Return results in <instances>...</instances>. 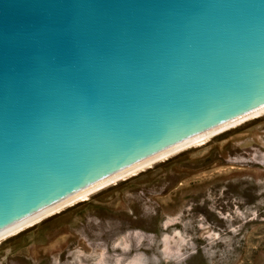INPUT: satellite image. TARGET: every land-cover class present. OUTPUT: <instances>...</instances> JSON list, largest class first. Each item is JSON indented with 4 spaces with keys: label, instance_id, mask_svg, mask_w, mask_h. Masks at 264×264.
<instances>
[{
    "label": "water",
    "instance_id": "obj_1",
    "mask_svg": "<svg viewBox=\"0 0 264 264\" xmlns=\"http://www.w3.org/2000/svg\"><path fill=\"white\" fill-rule=\"evenodd\" d=\"M264 101V0H0V230Z\"/></svg>",
    "mask_w": 264,
    "mask_h": 264
},
{
    "label": "rangeland",
    "instance_id": "obj_2",
    "mask_svg": "<svg viewBox=\"0 0 264 264\" xmlns=\"http://www.w3.org/2000/svg\"><path fill=\"white\" fill-rule=\"evenodd\" d=\"M0 264H264V115L6 236Z\"/></svg>",
    "mask_w": 264,
    "mask_h": 264
},
{
    "label": "bare ground",
    "instance_id": "obj_3",
    "mask_svg": "<svg viewBox=\"0 0 264 264\" xmlns=\"http://www.w3.org/2000/svg\"><path fill=\"white\" fill-rule=\"evenodd\" d=\"M264 115V101L247 108L231 117H228L212 126H209L193 135H190L174 144H171L3 229L0 230V240L6 236L18 233L22 229L34 225L41 220L52 216L59 211L65 209L68 206L74 205L77 202L86 200L89 196L100 189L112 184H116L118 181L124 180L130 176L137 174L138 172L152 167L153 164L167 159L168 157L177 154L185 149L196 147L204 144L214 136L226 131L232 127H236L241 123L260 117Z\"/></svg>",
    "mask_w": 264,
    "mask_h": 264
}]
</instances>
